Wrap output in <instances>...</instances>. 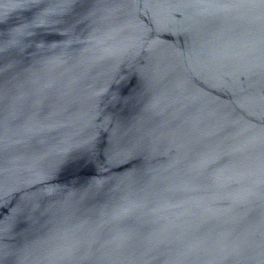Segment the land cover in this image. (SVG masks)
<instances>
[{"label": "water", "instance_id": "water-1", "mask_svg": "<svg viewBox=\"0 0 264 264\" xmlns=\"http://www.w3.org/2000/svg\"><path fill=\"white\" fill-rule=\"evenodd\" d=\"M17 2L0 0L5 31L47 0ZM72 11L84 21L72 36L34 29L0 60V264H262L259 11L195 0ZM117 202L133 206L119 222ZM236 244L246 254L225 259Z\"/></svg>", "mask_w": 264, "mask_h": 264}, {"label": "snow or ice", "instance_id": "snow-or-ice-1", "mask_svg": "<svg viewBox=\"0 0 264 264\" xmlns=\"http://www.w3.org/2000/svg\"><path fill=\"white\" fill-rule=\"evenodd\" d=\"M197 6L207 8H215L219 10L231 9H249L259 11L262 18H264V0H195ZM74 0H47V3H41L36 8L37 15L35 19L29 18L27 23H22L19 27L4 30V22L0 19V60L13 54L19 47L22 46L21 37L25 33H31L34 29H51L59 33L61 37L68 38L83 24V20L74 15L72 11V4ZM18 8L34 6V0H18L15 5ZM110 160L118 162L119 159L124 158L122 147L117 144L109 153ZM211 168V165H209ZM34 208L33 211H38ZM24 211V209H21ZM133 211V206L129 202H117L113 207V217L119 222L129 216ZM0 231H4L0 227ZM118 239L122 243L127 242V237L121 235ZM246 254V249L241 244H236L231 248L229 255L225 259L239 258ZM0 255H3V250H0ZM70 255L75 256L72 252ZM264 256V250L261 253ZM264 264V260H262Z\"/></svg>", "mask_w": 264, "mask_h": 264}]
</instances>
